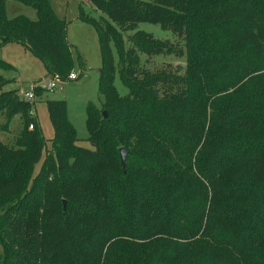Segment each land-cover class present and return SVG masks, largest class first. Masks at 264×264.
<instances>
[{
    "label": "trees",
    "instance_id": "obj_1",
    "mask_svg": "<svg viewBox=\"0 0 264 264\" xmlns=\"http://www.w3.org/2000/svg\"><path fill=\"white\" fill-rule=\"evenodd\" d=\"M20 1L38 18H7L0 0V46L19 43L49 74L67 76L65 21L50 0ZM87 1L104 14L78 12L101 53L103 102L86 104L91 147L77 144L65 101L48 100L52 150L33 174L44 141L30 103L0 92V117L19 114L22 124L12 145L0 142V264H264V0ZM170 54H186L182 94L170 92L168 73L141 67V55ZM115 70L126 95L113 85ZM248 75L260 80L241 99L216 96ZM204 78L226 80L194 92L188 82L200 89ZM182 137L189 154L177 160L171 151Z\"/></svg>",
    "mask_w": 264,
    "mask_h": 264
},
{
    "label": "rangeland",
    "instance_id": "obj_2",
    "mask_svg": "<svg viewBox=\"0 0 264 264\" xmlns=\"http://www.w3.org/2000/svg\"><path fill=\"white\" fill-rule=\"evenodd\" d=\"M4 6L7 18L22 16L29 20H36L39 15L35 6L26 4L20 0H5ZM50 7L57 19L65 21V38L70 47V59L72 62L71 72L76 75V78L74 80H66V76L64 75V80H66L64 83L57 84V87L53 91L36 92L30 103V113L35 117L44 141L41 156L34 166L33 174L40 170L46 154L52 150L54 132L48 116L47 101L52 99L65 101L67 107L66 117L78 138L77 144L88 148L91 145L87 141L89 131L86 104L91 102L100 109L101 103L103 102V97L98 92V77L101 66L98 36L92 23L80 19L78 12L79 8H81L84 15L93 19H99L104 14L95 10L87 0H50ZM137 28L151 33L155 38L168 39L172 42L176 41V37L172 35L171 31L164 30L157 24L140 22ZM112 49L116 63L117 54L113 46ZM0 63V80H2L0 92L17 90L18 94H20L28 90L31 84L40 80L49 81L52 77L47 72L44 62L39 57L16 42H9L0 46ZM141 67L145 70L164 71L168 73L170 78L168 83L171 93L182 94V89L188 87L186 78L184 77L187 74L186 54L181 57L173 54L155 55L149 60L141 55ZM260 73H264V68ZM253 76L248 75L242 78L235 86L228 85L230 87L227 90L217 93L216 96L228 95V98L232 101L241 99L243 94L249 92L247 89L250 87V84H257L259 82L260 79L251 78ZM222 80H226V78H208L207 80L204 78L200 89H197L196 83L191 85V82H188V84L193 88L194 92L197 90L200 94H205L210 84L218 83ZM261 81L262 88L264 89V78ZM245 84L246 86L243 87ZM113 85L119 95L123 96L127 94V88L120 81L116 70ZM239 87V92L234 94L236 88ZM194 98L196 101L199 99L197 96ZM212 98L201 102L203 105L210 107L209 104ZM236 108H233L225 118H233L238 112ZM211 123H214V121L211 120ZM3 124H6V126ZM207 127H204L205 134ZM21 128L22 124L19 114L12 115L9 120H6L1 115L0 142L2 141L5 145H12L15 135ZM186 143L191 144V141L188 138L182 137L181 141L175 144L176 148L171 151V155L177 160L183 156H188L189 153L184 148ZM125 146L128 148V151H133L132 146ZM211 150L212 146L207 147L204 152V155L208 159L213 158ZM189 159L193 160V155H190ZM181 169L188 170L184 166ZM191 171L196 172L195 169ZM240 205H243L241 201Z\"/></svg>",
    "mask_w": 264,
    "mask_h": 264
},
{
    "label": "built area",
    "instance_id": "obj_3",
    "mask_svg": "<svg viewBox=\"0 0 264 264\" xmlns=\"http://www.w3.org/2000/svg\"><path fill=\"white\" fill-rule=\"evenodd\" d=\"M64 78L65 77H62L58 74H54L49 81L40 80L34 84H31L29 86V89L21 92L19 96L22 100L31 103L36 94V90L53 91L57 87V84L64 83L66 80H74L76 78V75L73 72H70L66 76V80H64ZM29 128H32V125H29Z\"/></svg>",
    "mask_w": 264,
    "mask_h": 264
},
{
    "label": "water",
    "instance_id": "obj_4",
    "mask_svg": "<svg viewBox=\"0 0 264 264\" xmlns=\"http://www.w3.org/2000/svg\"><path fill=\"white\" fill-rule=\"evenodd\" d=\"M103 114L106 115L105 111H103ZM118 152H119V159H120V164H121V167L122 169H124L125 167V155H126V150L124 147H120L118 149Z\"/></svg>",
    "mask_w": 264,
    "mask_h": 264
}]
</instances>
